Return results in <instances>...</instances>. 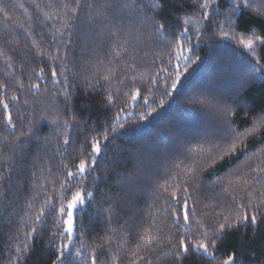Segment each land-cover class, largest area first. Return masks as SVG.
<instances>
[{
    "label": "trees",
    "instance_id": "16d2710c",
    "mask_svg": "<svg viewBox=\"0 0 264 264\" xmlns=\"http://www.w3.org/2000/svg\"><path fill=\"white\" fill-rule=\"evenodd\" d=\"M0 264H264V0H0Z\"/></svg>",
    "mask_w": 264,
    "mask_h": 264
},
{
    "label": "rangeland",
    "instance_id": "374dc122",
    "mask_svg": "<svg viewBox=\"0 0 264 264\" xmlns=\"http://www.w3.org/2000/svg\"><path fill=\"white\" fill-rule=\"evenodd\" d=\"M86 196L83 194L75 195L69 204L66 206L64 214V233L68 237L67 241L61 246L60 250L65 253L69 249L70 239L73 235V216L75 212L84 205Z\"/></svg>",
    "mask_w": 264,
    "mask_h": 264
}]
</instances>
